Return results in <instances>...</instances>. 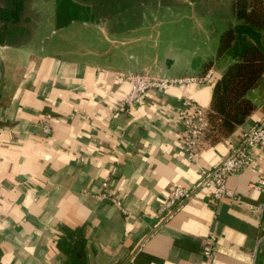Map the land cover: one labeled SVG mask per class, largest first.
I'll return each mask as SVG.
<instances>
[{"label": "crops", "instance_id": "1", "mask_svg": "<svg viewBox=\"0 0 264 264\" xmlns=\"http://www.w3.org/2000/svg\"><path fill=\"white\" fill-rule=\"evenodd\" d=\"M75 1L93 18L59 27L56 0H46L35 19L1 20L0 264H249L254 250L264 264V190L251 186L264 178L261 147L228 177L235 198L200 188L174 213L159 210L264 119V75L247 91L256 107L246 121L225 138L209 131L189 160L182 101L210 108L214 83L150 90L123 107L131 83L122 77H218L231 61L215 59L219 41L201 46L173 27L162 37L160 19L172 11L162 0ZM106 179L122 206L99 197Z\"/></svg>", "mask_w": 264, "mask_h": 264}, {"label": "trees", "instance_id": "2", "mask_svg": "<svg viewBox=\"0 0 264 264\" xmlns=\"http://www.w3.org/2000/svg\"><path fill=\"white\" fill-rule=\"evenodd\" d=\"M27 0H7L0 7V19L17 23L21 20ZM57 26L93 18L87 5L75 0H56ZM235 22L220 35L215 59L226 54L231 61L220 76L213 79L214 89L209 108L211 130L215 138L228 137L255 110L247 91L257 86L264 75V0H233ZM210 59L207 67L215 61Z\"/></svg>", "mask_w": 264, "mask_h": 264}, {"label": "built area", "instance_id": "3", "mask_svg": "<svg viewBox=\"0 0 264 264\" xmlns=\"http://www.w3.org/2000/svg\"><path fill=\"white\" fill-rule=\"evenodd\" d=\"M131 83V90L128 96L121 101V106L134 102L145 95L150 90L165 91L172 87L181 86L195 82L213 81L215 75L209 71L204 75L174 77L169 75L159 76L152 73H131L122 77ZM182 120L181 129L183 132L182 152L189 160H196L200 156L201 145L210 131L211 124L209 120V108L201 105L196 100L185 97L182 101ZM44 130L50 132L51 127L48 122L44 125ZM259 146L264 150V119L251 129L242 134L240 142L231 146L227 156L213 167H200L199 182L195 186L176 185L170 191L168 198L161 204L160 212L163 214H172L181 206V204L191 199L200 188H211L215 200H221L224 197L235 198V193L228 186V177L238 171H241L250 162L249 147ZM109 179L103 182V191L100 198L111 199L116 205L122 206L123 201L107 192ZM255 189L264 190V178L251 183ZM254 210H262L263 205H253ZM215 236L210 235L206 241L203 252L205 256H210L215 248ZM249 264L256 263V250L248 254Z\"/></svg>", "mask_w": 264, "mask_h": 264}, {"label": "rangeland", "instance_id": "4", "mask_svg": "<svg viewBox=\"0 0 264 264\" xmlns=\"http://www.w3.org/2000/svg\"><path fill=\"white\" fill-rule=\"evenodd\" d=\"M45 1L27 0L28 12H25L24 9L21 20L25 19L24 14L26 13L34 19L37 18L36 16L38 15L35 14L34 10L36 7L41 8ZM162 3L164 11L168 9V5L172 6V11H166L165 14L163 13L162 19H160L162 22V37L165 34L168 35L170 32L169 28L173 27L180 35L187 31L189 41H197L201 46L204 45L205 47L218 43L219 37L223 32L221 30L223 28L225 30L232 20L235 19L232 10L233 0H162ZM7 5V0H0V7ZM147 19H149V15H147ZM224 57L227 59L230 56L226 54Z\"/></svg>", "mask_w": 264, "mask_h": 264}, {"label": "water", "instance_id": "5", "mask_svg": "<svg viewBox=\"0 0 264 264\" xmlns=\"http://www.w3.org/2000/svg\"><path fill=\"white\" fill-rule=\"evenodd\" d=\"M157 75H159V76H162V75H168V74H166V73H163V72H160L159 74H157Z\"/></svg>", "mask_w": 264, "mask_h": 264}]
</instances>
